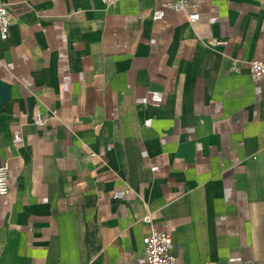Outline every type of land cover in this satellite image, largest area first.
I'll return each mask as SVG.
<instances>
[{
	"label": "crops",
	"instance_id": "0c3cea01",
	"mask_svg": "<svg viewBox=\"0 0 264 264\" xmlns=\"http://www.w3.org/2000/svg\"><path fill=\"white\" fill-rule=\"evenodd\" d=\"M0 1V264H264V0Z\"/></svg>",
	"mask_w": 264,
	"mask_h": 264
},
{
	"label": "built area",
	"instance_id": "2783aa9c",
	"mask_svg": "<svg viewBox=\"0 0 264 264\" xmlns=\"http://www.w3.org/2000/svg\"><path fill=\"white\" fill-rule=\"evenodd\" d=\"M120 0H101L107 6L113 5ZM163 6L172 11L188 13L190 22L199 21L200 14L198 12L197 0H162ZM13 21V16L8 7L0 1V41H7L10 35V28ZM218 45H226L227 41H218ZM250 73L254 80H260L264 77V62L250 61L248 63ZM233 70L240 71V67L234 63ZM45 121L38 122L39 125ZM111 147H108L110 150ZM91 157H97L96 153H91ZM10 167L9 163L5 162L0 165V195L5 196L10 191ZM126 194V190H121L115 193V197L122 198ZM145 222L150 223L149 232L143 239L144 252L136 258L131 264H176L177 258L174 254V242L171 235L157 229L152 223L150 217L145 218ZM202 264H211L204 262Z\"/></svg>",
	"mask_w": 264,
	"mask_h": 264
}]
</instances>
